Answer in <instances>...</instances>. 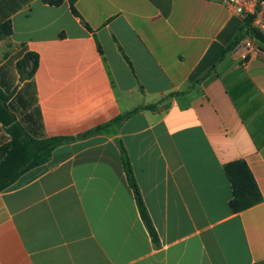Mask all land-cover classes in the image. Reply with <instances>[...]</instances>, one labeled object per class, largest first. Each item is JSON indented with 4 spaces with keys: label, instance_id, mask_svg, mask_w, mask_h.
Returning <instances> with one entry per match:
<instances>
[{
    "label": "crops",
    "instance_id": "1",
    "mask_svg": "<svg viewBox=\"0 0 264 264\" xmlns=\"http://www.w3.org/2000/svg\"><path fill=\"white\" fill-rule=\"evenodd\" d=\"M75 7L80 17L67 1L0 0V28L12 27L0 35V92L15 124L34 141L75 138L0 192V264H264V59L232 57L244 21L224 0ZM27 53L40 62L25 80ZM11 142L0 121V163ZM235 161L263 196L237 214L224 172Z\"/></svg>",
    "mask_w": 264,
    "mask_h": 264
},
{
    "label": "trees",
    "instance_id": "2",
    "mask_svg": "<svg viewBox=\"0 0 264 264\" xmlns=\"http://www.w3.org/2000/svg\"><path fill=\"white\" fill-rule=\"evenodd\" d=\"M44 3L59 7L68 2L71 12L74 16L80 17L79 13L76 10V3L79 0H43ZM87 29L91 30L90 27L85 24ZM12 33L11 24H5L0 28V35H10ZM253 35L260 42L261 48L264 51V37H262L257 32L253 31L249 27V22L244 23L242 28V34L236 40L232 47L236 45L238 41L242 38ZM39 56L35 53H27L23 59H21L18 64V70L20 71L22 77L26 79H31L35 76L39 68ZM7 98L0 92V121L8 127V131L12 136V142L1 149V153H6L7 157L3 162L0 163V192L6 190L10 187L21 175L31 168L42 165L50 160L54 150L65 143H69L75 138H52L45 141H34L27 138L23 131L15 124V120L11 112L9 111L7 105ZM156 105L142 106L137 109H134L128 112L125 115L117 117L112 122L99 126L94 130H91L79 138H87L90 136L107 133L114 126H120L124 121L136 115L142 110H154ZM121 151H122V162L128 182L134 192L137 206L140 212V215L152 236V239L155 243H158V235L153 226L152 220L149 216L148 210L144 203V200L141 195L140 188L136 181L132 164L128 153L120 142ZM224 172L228 178L233 196L229 203L230 208L233 213L244 212L263 201L262 193L259 189V186L256 182V179L250 170L248 164L244 161H235L229 164H226L224 167Z\"/></svg>",
    "mask_w": 264,
    "mask_h": 264
},
{
    "label": "built area",
    "instance_id": "3",
    "mask_svg": "<svg viewBox=\"0 0 264 264\" xmlns=\"http://www.w3.org/2000/svg\"><path fill=\"white\" fill-rule=\"evenodd\" d=\"M224 5L249 22L251 30L264 37V0H224ZM232 57L240 64L251 60L264 59V51L255 36L248 35L236 43L232 49Z\"/></svg>",
    "mask_w": 264,
    "mask_h": 264
}]
</instances>
